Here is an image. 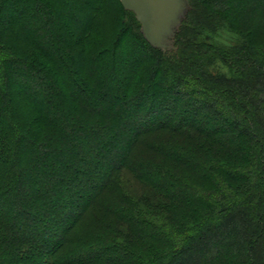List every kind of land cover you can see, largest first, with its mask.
I'll list each match as a JSON object with an SVG mask.
<instances>
[{
    "label": "trees",
    "instance_id": "trees-1",
    "mask_svg": "<svg viewBox=\"0 0 264 264\" xmlns=\"http://www.w3.org/2000/svg\"><path fill=\"white\" fill-rule=\"evenodd\" d=\"M29 2L0 0V264H264V0L192 1L170 51Z\"/></svg>",
    "mask_w": 264,
    "mask_h": 264
},
{
    "label": "rangeland",
    "instance_id": "rangeland-1",
    "mask_svg": "<svg viewBox=\"0 0 264 264\" xmlns=\"http://www.w3.org/2000/svg\"><path fill=\"white\" fill-rule=\"evenodd\" d=\"M33 2H29V6H33L36 3V0H32ZM75 1V0H74ZM93 1V0H90ZM102 5V11L101 13L96 16L95 22H94V28L91 30V33L88 36V41L90 43L95 42L93 45L94 49L97 48L100 44L109 43L112 44L114 40L120 38L122 34H124V31H128L129 34L127 35L126 42L128 44L132 43L137 37L140 32L143 34L142 26L137 21L136 15L133 11L125 9L120 0H99ZM182 13L179 15L178 22L174 28V33L167 37L166 43L168 44V50H172L173 46V37L176 31L180 28L181 24L186 18L187 10L192 7L193 2L195 0H182ZM193 1V2H192ZM239 7L244 8L246 5L244 3L237 1ZM246 3V2H245ZM84 7H86L85 2L82 4ZM27 8V7H26ZM72 16V13H70ZM257 23L253 24V27L255 28ZM210 36V38H207V36ZM144 36V34H143ZM217 35L213 34V32H207L204 33L199 37L200 41L205 43V46L209 47H215L222 52L228 54V56L233 57L236 56V53L232 50L235 45H240L241 43H244V40L246 41V38L244 35L241 34V32L238 31H231L228 30V33H225L223 36L218 37ZM244 36V37H243ZM255 42L253 45V49H262L264 51V29L263 32L261 31L260 34L256 37L255 35ZM138 40V39H137ZM262 45V46H261ZM149 50V49H148ZM150 51V58L162 60L164 57L168 60H172V56L165 55L164 57L161 56L158 52ZM256 53L254 52V56ZM208 68L209 71L218 75V76H224V77H231L236 72L234 69H232L230 66L225 64L220 58L215 57L214 55H208ZM164 58V60H165ZM206 62V63H207ZM238 63V62H237ZM92 216L89 218H85L81 224L75 229L73 232V240H77L80 238H83L87 236L92 228ZM71 246V247H75Z\"/></svg>",
    "mask_w": 264,
    "mask_h": 264
},
{
    "label": "water",
    "instance_id": "water-1",
    "mask_svg": "<svg viewBox=\"0 0 264 264\" xmlns=\"http://www.w3.org/2000/svg\"><path fill=\"white\" fill-rule=\"evenodd\" d=\"M125 9L135 13L145 38L154 46L169 47L166 39L182 13V0H120Z\"/></svg>",
    "mask_w": 264,
    "mask_h": 264
}]
</instances>
